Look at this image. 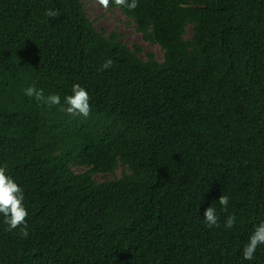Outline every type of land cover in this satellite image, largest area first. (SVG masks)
<instances>
[{"label": "trees", "instance_id": "1", "mask_svg": "<svg viewBox=\"0 0 264 264\" xmlns=\"http://www.w3.org/2000/svg\"><path fill=\"white\" fill-rule=\"evenodd\" d=\"M85 1L0 0V167L29 233L0 214V264H264V244L242 256L264 222V0H110L160 61L97 30ZM73 84L88 117L64 110Z\"/></svg>", "mask_w": 264, "mask_h": 264}, {"label": "clouds", "instance_id": "2", "mask_svg": "<svg viewBox=\"0 0 264 264\" xmlns=\"http://www.w3.org/2000/svg\"><path fill=\"white\" fill-rule=\"evenodd\" d=\"M97 3L104 9L110 6V0H97ZM114 4L120 7H127L134 10L138 4L137 0H114ZM47 17H58L59 13L55 10L48 9L45 13ZM113 64L111 59L106 60L101 65V70L110 68ZM24 95L34 98L37 102L47 104L48 106H56L61 103V97L57 94H49L45 96L43 88H37L35 84L24 90ZM90 97L86 89L79 84H73L71 94L64 96L65 111L70 115H81L88 117L91 112L89 103ZM23 190L18 184L6 174V167H0V214H2L4 224L8 226V230L20 228V235L27 237L29 235L26 225L28 216L27 209L23 204ZM218 203L223 211H227L229 197L221 195ZM203 220L209 227H219L216 209L212 206L206 208L203 212ZM236 221L234 215H229L225 221V227L231 229ZM264 244V222L255 226L249 237V242L242 249L243 259L251 261L259 245Z\"/></svg>", "mask_w": 264, "mask_h": 264}, {"label": "rangeland", "instance_id": "3", "mask_svg": "<svg viewBox=\"0 0 264 264\" xmlns=\"http://www.w3.org/2000/svg\"><path fill=\"white\" fill-rule=\"evenodd\" d=\"M84 7L87 17L92 21L93 26L97 30L102 28L107 33L114 30L120 35V40L128 47L131 48L133 45L140 46L142 50L140 56L143 59H146V54H153L159 61L162 59V52L159 46L143 40L141 35L135 31L134 25L126 22L118 9H104L95 0H86ZM189 35L190 32L187 31V36ZM75 171L81 172V169L78 168ZM122 173H127V170L124 167H118L114 175L95 174L94 178L100 182L105 179L119 177Z\"/></svg>", "mask_w": 264, "mask_h": 264}]
</instances>
